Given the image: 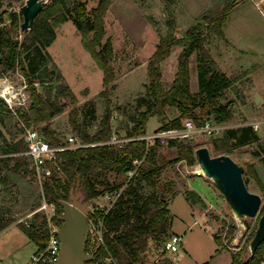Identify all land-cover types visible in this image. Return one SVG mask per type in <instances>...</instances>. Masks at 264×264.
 <instances>
[{
  "label": "rangeland",
  "instance_id": "obj_1",
  "mask_svg": "<svg viewBox=\"0 0 264 264\" xmlns=\"http://www.w3.org/2000/svg\"><path fill=\"white\" fill-rule=\"evenodd\" d=\"M85 1L88 10L97 3V0ZM23 2L24 0H0L2 22H5L10 9H13L19 17L18 28L7 26L13 40L22 38L23 31L20 30L22 14L19 12V7ZM230 4L233 6L226 13L223 22L225 38H221L209 32L207 22L201 20V17L207 10H212L215 16L221 14ZM169 21L173 22L172 32L177 38L182 37L189 27L200 22V29L206 37L205 47L211 56H215L222 67L228 71L232 83L225 90L224 95L216 100L217 103H224L232 110V118L226 123L238 127L244 122L255 120L260 122L256 130L259 140L223 153L229 154L244 167V170L248 164H253L264 184L262 161V158L264 159V150H262L264 147V0H112L104 14L105 34L102 39L103 42L107 38L111 39L113 45V56L110 61L115 73V78L110 84V102L113 107L110 119L112 135L125 136L132 121L137 120L138 99L140 96H147L148 93V60L160 36L169 31ZM181 48V44L174 43L170 54L159 62L165 88L169 87L174 78ZM1 49L6 56V45H1ZM44 51L49 55L47 67L54 69V76L59 71L63 78L60 80L55 78L52 82H42L39 78H35L33 81L39 82L36 89L43 92L45 86L50 83L54 91L55 86L63 82L72 88L77 98L75 102H72L65 95L56 97L53 92V98L61 104V111L49 120L50 129L60 141L66 135L75 133L70 123V116L76 109V120L80 127L92 135L100 128V122L106 110L105 101L99 93L103 88V71L82 45L80 34L71 19L59 24L56 28V38ZM199 54L200 51L196 50L189 58V83L193 93L198 91L196 65ZM0 69H2L1 65ZM251 81H253L254 89L251 88ZM23 82L29 84L20 67L6 70L3 74L0 72V91L1 88L9 85L20 90ZM28 88L30 89V85ZM29 93L30 103L31 89ZM255 93L261 96V102L255 103ZM207 109L208 107L197 106L195 111L202 119L214 121V116L208 114ZM0 110L6 113L0 120V147L4 148L6 141L14 143L23 138L24 126L20 112L26 111L27 107H19L16 113H12L6 110L4 100L0 97ZM179 114V110L175 107H168L164 113L151 116L146 123V134L153 133L163 123L171 121ZM189 116H183L182 122ZM46 124L47 122H40L29 125L40 129ZM169 139L173 138L164 139L158 147L157 159L162 169L157 182L162 184L171 180L174 183L175 193L169 200L171 227L173 226L175 233L181 236V245L177 251L162 252V245L157 246L156 242L152 241L145 257L146 264H153L156 259L161 264H165L168 258L176 264L204 262L230 264L228 252L231 260L234 253L248 264H254L250 261V257L255 254L258 259L256 264H264V240L251 254L248 238L262 213L264 188L252 177L247 176V188L261 196V205L256 215L246 217L249 224L246 228L244 220L233 214L215 183L209 177L199 173L201 170L195 156L197 147L205 145L209 148L211 155L221 154L213 147V137L198 135L190 139H175L193 146L194 162H189L187 159L171 162L178 156V147L168 145ZM256 151H259V156L254 155ZM5 155L0 151V156ZM2 173L4 172L0 175ZM127 174L131 176L130 172ZM117 177L114 171L99 170L100 183L106 180L113 181ZM190 180L194 181L190 183L192 188L198 190L202 187L211 199L207 207L199 202L200 206L205 208L206 215L193 213L189 209L190 203L186 200L183 190L189 188ZM120 190H123V187L118 189ZM79 195L82 199L81 191ZM42 200L38 181L30 172L25 175L11 173L5 184L0 180V211L4 213L3 219L7 217L12 219L8 227L0 231V251L2 249L16 251L12 260L0 261V264H25L35 250L36 243L28 238L19 225L23 224L24 220L32 221L35 216L43 220L41 210L33 213ZM92 201H96L100 206H107L110 202L106 195H101ZM92 201L88 203L89 208L92 207ZM232 227H234L233 232ZM214 235L218 237L219 244ZM218 245L220 249L226 251L227 257L215 255V248Z\"/></svg>",
  "mask_w": 264,
  "mask_h": 264
},
{
  "label": "trees",
  "instance_id": "obj_2",
  "mask_svg": "<svg viewBox=\"0 0 264 264\" xmlns=\"http://www.w3.org/2000/svg\"><path fill=\"white\" fill-rule=\"evenodd\" d=\"M111 2L112 0H97L96 5L88 10L85 0H48L35 17L33 26L23 31L20 40H13L7 27L10 25L12 28H18L19 17L14 12L11 21L4 26L0 35V52L3 55L0 72L3 74L6 70L17 67L22 69L31 89L30 105L26 111L20 112L23 122L27 125L47 122L41 127L42 132L51 140H59L49 127L51 117L61 111V104L53 98V92L56 97L65 95L72 102L77 100L76 95L72 88L63 82L55 86L54 91L52 84L48 83L43 92L37 90L32 82L35 78H39L42 82H52L55 78L57 80L63 78L59 71L54 76V69L47 67L49 55L44 49L56 38V28L59 24L69 19L74 22L82 45L103 71V88L99 93L105 101L106 110L101 119L100 128L92 135L80 127L76 120L77 110L71 112L70 123L75 133L86 142L100 143L64 152L62 162L64 178H54L51 183H45V195L48 200L55 201L62 206L61 202L68 200L71 193L81 191L82 200L89 203L106 192L123 187L118 200L104 217L105 243L119 264H146L145 252L149 241L156 242L157 246L162 245V252H164L163 245L173 233L170 231L172 217L169 200L174 195L175 189L171 180L162 184L157 182L162 169L157 159L160 140L156 139L152 144H147L144 138L137 137L146 134V123L151 116L164 113L168 107H175L180 114L171 121L163 123L158 129L180 127L181 118L185 115H190L189 117L197 125L200 124L205 119L196 114L197 106L208 107L207 113L212 114L216 122L229 121L232 118L231 108L224 103H217L216 100L224 95L232 80L219 68L205 47L206 37L200 29V22L189 27L182 37L177 38L172 32L173 22L169 21V31L160 36L148 60L147 96L139 97L138 118L132 121L130 128L126 131L127 137L136 138L122 145L102 143L112 135L110 119L113 107L110 102V84L115 78V73L110 61L113 56V45L109 38L102 41L105 34L104 14ZM232 6L233 4L228 5L221 14L216 16L212 14V10H207L202 15L201 20L207 22L209 32L225 38L223 22ZM1 19L0 16V23L3 21ZM174 43L181 44L182 48L178 55L174 78L169 87L165 88L159 62L170 54ZM1 45L7 47L6 56ZM196 50L200 51L196 65L198 91L193 93L190 90L188 65L190 55ZM4 114L6 113L0 110V120L3 119ZM257 140H259V135L253 126L241 125L226 128L219 137L213 138L212 144L216 151L223 153ZM168 145L178 147V156L171 162L182 159L194 162V148L191 144L169 139ZM5 146L0 147L1 153L6 154L0 156V173L4 172L0 175V180L5 184L11 173L25 175L30 172L32 174L30 160L26 156L11 154L26 148L24 139L14 143L6 141ZM254 155L259 156V151L254 152ZM134 160L140 162L134 163ZM262 161L264 163L263 158ZM99 170L114 171L118 177L113 181L106 180L100 183ZM129 171H134L130 177L127 174ZM247 176L252 177L264 188L253 164H248L246 170L243 171L245 183H247ZM184 194L193 203L202 202L201 197L193 189H185ZM3 218L4 213L0 211V231L12 221L10 217ZM19 226L35 243L46 237L45 222L39 216H35L29 226L24 223ZM256 227L257 223L248 237L249 240ZM233 231L234 227H232ZM214 237L219 244L218 237L216 235ZM250 261L254 264L258 263L255 254L251 255ZM231 262L232 264H248L234 253H232ZM165 264L176 263L168 258ZM202 264H208V262Z\"/></svg>",
  "mask_w": 264,
  "mask_h": 264
},
{
  "label": "built area",
  "instance_id": "obj_3",
  "mask_svg": "<svg viewBox=\"0 0 264 264\" xmlns=\"http://www.w3.org/2000/svg\"><path fill=\"white\" fill-rule=\"evenodd\" d=\"M32 83L36 87L39 82L33 81ZM21 86L22 88L20 90L15 89L13 85L1 88L0 97L3 98L7 110L12 113H16L19 107H27V109L29 107V84L23 82ZM259 123V121L255 120L240 124L251 125L257 130ZM22 124L24 126L23 139L26 143V148L11 154L26 156L30 160L32 174L35 180L38 181L43 198L39 207L33 213L39 210L43 212L46 233L45 239L36 243V249L31 253L25 264H56L60 255L61 241L59 230L63 223L61 218L63 208L55 203V201H50L46 198L44 191L45 183H51L54 178H64L62 170L64 152L76 150L84 146L95 145L100 142H86L77 133L66 135L61 141H54L46 137L41 128L37 129L24 122ZM229 127L233 126L226 122H216L208 119H205L197 125L191 117H187L180 127L157 129L151 134H144L137 138H144L147 144H152L156 139H159L161 142L166 138L190 139L198 135L215 138L219 137ZM134 138L136 137H127L126 135L117 137L116 135H111L108 140L102 143L122 145L126 141ZM139 162V160H134V163ZM129 172L132 175L134 171ZM121 192L122 190L106 192L103 195H106L110 200L109 204L107 206H100L95 201V205H92L86 213L87 235L84 251L90 258L85 261V264H119L105 243L104 217L109 209L114 206ZM23 222L26 226H29L31 220H24ZM180 245L181 236L172 233L165 241L163 248L166 251L173 252L177 251Z\"/></svg>",
  "mask_w": 264,
  "mask_h": 264
},
{
  "label": "water",
  "instance_id": "obj_4",
  "mask_svg": "<svg viewBox=\"0 0 264 264\" xmlns=\"http://www.w3.org/2000/svg\"><path fill=\"white\" fill-rule=\"evenodd\" d=\"M48 0H24L19 7L22 14L20 30H29L34 19ZM13 9H10L5 22L0 23V35L12 18ZM3 55L0 52V65ZM260 100L258 93L254 94V101ZM195 156L202 170V174L209 177L219 188L225 197L233 214L244 220L245 227H249L246 217L254 216L260 209L261 196L247 188L243 177L244 167L236 162L229 154L221 153L211 155L209 148L205 145L195 149ZM63 223L59 230L61 241L60 255L56 264H85L90 257L85 253V242L87 235L86 213L89 210L88 202L80 198L78 192L71 193L68 200L61 202ZM95 205V201L91 202ZM264 240V211L257 222V227L249 240L251 254L255 252L259 244Z\"/></svg>",
  "mask_w": 264,
  "mask_h": 264
},
{
  "label": "crops",
  "instance_id": "obj_5",
  "mask_svg": "<svg viewBox=\"0 0 264 264\" xmlns=\"http://www.w3.org/2000/svg\"><path fill=\"white\" fill-rule=\"evenodd\" d=\"M259 4V3H258ZM214 59H215V61L217 62V64L219 65V67H221V70L222 71H224L227 75H228V71L226 70V69H224V67H222V65L220 64V62H219V60L214 56L213 57ZM59 67V66H58ZM229 76V75H228ZM250 85H251V88H253L254 89V84H253V81H251L250 82ZM259 98H260V100H259V102H261V96H259ZM194 181L193 180H190V181H188V187L189 188H186V189H193L194 191H196L197 193H198V195L201 197V199H202V205H206V207H207V204L209 205V202L211 201V199L208 197V193L202 188V187H200V189H198V190H196V189H194V188H192L191 187V185H190V183H193ZM185 190V189H184ZM184 190H183V192H184ZM186 197V196H185ZM186 200L190 203V205H189V209H191V211L193 212V213H195V212H198V213H200V215H202V214H204V215H206V212H205V208L202 206H200V204H199V202H197V203H193V202H191L190 200H188L187 198H186ZM201 203V202H200ZM6 227H8V226H6ZM5 227V228H6ZM217 227V226H216ZM4 229V228H3ZM2 229V230H3ZM170 231L171 232H173V233H175V230H174V228H173V226L170 228ZM216 231V230H215ZM215 233V232H214ZM29 238V237H28ZM151 240L149 241V244H148V247H147V249H146V255L148 254V252H149V248H150V245H151ZM36 249V248H35ZM216 249H218V250H216ZM3 252V254H0V255H2L1 257H0V261L1 262H4L5 260L6 261H8L9 259H13L14 258V254L16 253V251H10V250H1L0 251V253H2ZM225 250H223V249H220L219 248V245L215 248V255H217V256H221V255H223V256H226L227 257V255L225 254ZM228 256H229V258H228V260L230 261V264H232L231 263V256H230V253L228 252ZM156 262L157 263H160V261H158V259H156ZM156 262H154V263H156ZM6 263V262H5ZM153 263V264H154Z\"/></svg>",
  "mask_w": 264,
  "mask_h": 264
},
{
  "label": "bare ground",
  "instance_id": "obj_6",
  "mask_svg": "<svg viewBox=\"0 0 264 264\" xmlns=\"http://www.w3.org/2000/svg\"><path fill=\"white\" fill-rule=\"evenodd\" d=\"M198 167H199V169L201 170V168H200V166H199V165H198ZM199 173H201V174H202V173H203V172H202V170H201V172H199Z\"/></svg>",
  "mask_w": 264,
  "mask_h": 264
}]
</instances>
